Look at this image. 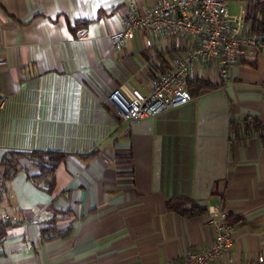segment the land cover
<instances>
[{"label": "crops", "instance_id": "obj_1", "mask_svg": "<svg viewBox=\"0 0 264 264\" xmlns=\"http://www.w3.org/2000/svg\"><path fill=\"white\" fill-rule=\"evenodd\" d=\"M157 1L0 0V163L63 155L51 192L28 157L4 184L0 165V264H181L208 248L206 211L218 205L234 227L224 259L264 257V137L240 126L264 128V48L226 82L218 62L198 66L196 79L216 89L126 131L107 103L117 90L146 95L169 68L166 40L137 32L115 50L110 39L130 4ZM262 19L258 0L248 29Z\"/></svg>", "mask_w": 264, "mask_h": 264}, {"label": "built area", "instance_id": "obj_2", "mask_svg": "<svg viewBox=\"0 0 264 264\" xmlns=\"http://www.w3.org/2000/svg\"><path fill=\"white\" fill-rule=\"evenodd\" d=\"M257 1L159 0L144 10L130 4L122 29L110 38L113 48L121 50L140 32L151 44L166 40L176 51L169 68L150 78L146 95L123 94L117 90L108 96L107 103L121 130L192 102L194 97L187 86L196 79L198 66L218 62V77L226 82L233 66L248 57L262 55L264 34L251 32L247 27V7ZM232 2L241 4L237 14L229 9ZM5 65V61H0V67ZM7 101L6 93L0 88V111L6 108ZM228 218L221 205L208 207L205 221L213 231V239L205 251L189 252L181 264H264L262 255L240 263L224 259L234 243V227ZM25 247L28 251L32 249L30 242Z\"/></svg>", "mask_w": 264, "mask_h": 264}, {"label": "trees", "instance_id": "obj_3", "mask_svg": "<svg viewBox=\"0 0 264 264\" xmlns=\"http://www.w3.org/2000/svg\"><path fill=\"white\" fill-rule=\"evenodd\" d=\"M254 33H260L263 31L264 27V19L259 21V23H254ZM187 89L192 97H197L204 92H210L216 89V86L211 85L201 79H196L192 82H189ZM233 128V124L231 126V130L236 129L239 130V126ZM242 127L243 134H247L248 136L252 135V132H256L260 135L261 138L264 137V128H262L257 121L243 122L240 125ZM22 157H28L36 167L38 168V176L34 179L38 184L43 185L48 192H51L54 188V175L55 170L59 162L63 159V155L60 153H51V152H38L34 151L30 154H9L4 160L0 163L3 167V173L1 178V183L10 181L19 171V160ZM231 217L228 218L230 224H233L231 221ZM3 236L0 235V239Z\"/></svg>", "mask_w": 264, "mask_h": 264}, {"label": "rangeland", "instance_id": "obj_4", "mask_svg": "<svg viewBox=\"0 0 264 264\" xmlns=\"http://www.w3.org/2000/svg\"><path fill=\"white\" fill-rule=\"evenodd\" d=\"M230 11H231L232 14H237L238 13L237 9L233 8L232 6L230 7Z\"/></svg>", "mask_w": 264, "mask_h": 264}]
</instances>
